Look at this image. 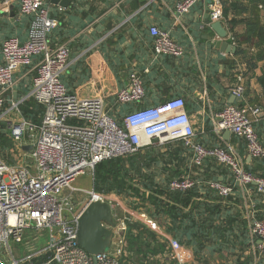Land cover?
I'll return each instance as SVG.
<instances>
[{"label": "built area", "instance_id": "built-area-1", "mask_svg": "<svg viewBox=\"0 0 264 264\" xmlns=\"http://www.w3.org/2000/svg\"><path fill=\"white\" fill-rule=\"evenodd\" d=\"M201 0H182L177 12L184 14ZM211 23L226 22L224 0H207ZM18 3L24 14H34L35 22L29 40L21 42L9 37L2 48L0 65V121H7V134L13 143L22 139L27 130L35 135L29 152L27 144L21 145L29 162L23 158L8 163L0 158V264H126L128 263V234L130 226L141 224L158 233L166 245V253L159 254L162 262L196 264L194 255L180 241L162 230L157 221L145 211L121 210L120 199L104 193L87 192L76 187L78 177L93 172L105 160L138 153L150 146H167L183 142L194 150V163L201 165L206 158L227 166L237 183L253 184L258 193H264V179L245 169V163L232 147H205L195 140L196 128L186 110L182 96L169 98L164 103L125 113L117 121L101 96L82 97L71 93L63 81L70 65L71 50L66 45L50 46L46 35L58 21L50 14L44 0H4V6ZM155 37L156 54L179 56L182 47L169 32L157 27L150 29ZM36 74L30 91L20 100L5 94L16 82L19 69L31 66ZM231 87L239 104L228 105L212 115L215 131H230L244 138L251 157L264 156L256 124L263 120L262 107L245 100L244 76L238 72ZM145 95L142 79L133 73L129 84L117 93L120 103L139 102ZM34 100L45 106L41 124L33 125L21 114V105ZM196 185L187 175L170 182L173 190L185 191ZM221 196H228L232 188L227 184L212 185ZM91 195L88 203L77 208V193ZM91 201L108 202L112 208L115 226L109 249L96 256L78 244V221L83 209ZM82 209L78 211V209ZM115 208V209H114ZM114 209V210H113ZM120 211V210H119ZM115 212V213H114ZM249 210V228L258 239L257 246L264 248V220L256 219ZM42 236L46 239L40 243Z\"/></svg>", "mask_w": 264, "mask_h": 264}, {"label": "crops", "instance_id": "crops-1", "mask_svg": "<svg viewBox=\"0 0 264 264\" xmlns=\"http://www.w3.org/2000/svg\"><path fill=\"white\" fill-rule=\"evenodd\" d=\"M180 1L182 0H70L68 6L64 7L51 0H44L51 16L58 21L57 26L46 35L48 43L52 47L66 45L71 50L70 65L63 74V81L71 93L82 97H103L110 114L117 121L127 112L157 106L169 98L182 96L196 128L195 140L211 147L230 146L246 166L255 169L259 166L257 160L260 158L248 154L243 139L240 142L232 133L226 137V131H215L211 118L226 106L239 104V99L231 91L236 71L234 66L238 63L244 70L245 100L264 110V2L253 7L252 13L235 16L238 19L250 18L251 28L246 21L235 25L227 22L234 18L233 14L228 15L227 19L225 17L224 25L228 35L221 38L212 29L207 0L197 2L184 14L177 12ZM34 22L35 15L22 13L18 3L4 6V0H0V65L3 64L2 48L5 40L17 37L21 42H26L30 38ZM152 27L169 32L182 47L183 53L179 56L156 54L155 37L150 32ZM224 41L236 46L237 50L242 49L246 57L238 55L237 51H223ZM249 57L254 60L251 67L245 65ZM38 58H35L31 66L17 71L16 82L5 96L16 101L30 91ZM133 73L142 79L145 95L139 102L120 103L117 93L129 84ZM3 123L7 125V121ZM4 128L8 137L7 128ZM256 131L264 147V118L257 123ZM8 139L10 140L9 137ZM26 148V152H29V147ZM10 150L14 153L12 148ZM156 150L160 155L154 160L150 159L154 155L151 152ZM177 151L178 159H171V154ZM191 153L184 148L182 142L143 148L139 151L142 176L151 177L161 186L166 183L170 185L173 179L178 178L177 175H171V168H177L181 172L179 177L189 175L200 185L204 178L202 170L207 162L195 164ZM214 162V166H225L217 160ZM262 170L264 171V157L261 158L260 172ZM138 177L130 180L139 189L138 195L116 193L121 201L118 210L145 211L157 221L162 230L173 236L168 230L170 220L167 215L159 220L152 217L149 207L153 206L142 195L149 197L153 191L145 188ZM230 178L235 180L233 174ZM220 180L229 182L228 177L224 179L221 176ZM236 185L241 191L242 199L238 202L234 198L227 201L230 196L220 195V201L232 206L235 212H240L248 222L249 210L255 211V218L259 211L264 213V198L260 201V206L256 202L257 198L260 199L255 197L260 194L256 188L252 190L250 185L244 186L237 182ZM232 195L235 196V193ZM163 199L169 201L166 196ZM156 235L162 243L160 235ZM255 243L259 244L257 238ZM185 246L196 257L193 248ZM165 253L166 248L159 254ZM159 254H149L148 259L155 258L158 264H175L173 261H160L157 258ZM202 263L196 260V264Z\"/></svg>", "mask_w": 264, "mask_h": 264}, {"label": "trees", "instance_id": "trees-1", "mask_svg": "<svg viewBox=\"0 0 264 264\" xmlns=\"http://www.w3.org/2000/svg\"><path fill=\"white\" fill-rule=\"evenodd\" d=\"M261 2L264 0H224V16L227 19L228 15L233 14L234 18L227 22L235 25L238 22L246 21L247 26L251 28L252 21L250 18L238 19L236 17L243 16L244 13H252L253 7ZM237 54L246 57L240 48H238ZM252 58L249 57L248 63L244 60L247 63L245 65L253 66L254 60ZM239 64L234 66L236 71L233 85L237 81L236 74L238 72L243 74L244 71ZM21 113L31 124L39 125L44 117L45 106L34 100H28L21 105ZM4 125L3 122L0 123V157L8 163H14L10 150L12 145L6 136L4 130L6 125ZM237 139L240 142L244 140L241 137ZM196 142L205 147H211ZM184 148L189 149L194 157L192 148L185 144ZM178 152L172 153L171 159H178ZM151 153L154 155L149 158L153 160L160 155L158 150ZM263 157H259L260 159L257 160L259 166L255 169L245 165L247 171L262 179H264V171L260 172V167ZM214 161L212 158H206L204 161L207 163L202 170L204 178L200 185L193 178L197 185L185 191H178L173 190L169 183L161 186L154 182L151 177L142 176V164H140L138 152L98 163L94 169V188L100 193L115 192L119 195H138L139 189L134 187L130 180L139 176L142 185L145 188H151L153 191L149 197L142 195V198L148 200L153 206V208L149 207L152 217L159 220L162 216L167 215L170 220L168 221V230L180 243L193 248L197 261H202V264H264V248L261 250L256 245V237L251 235L249 222L240 212H235L232 206L220 201L222 197L219 191L212 186L214 183L227 184L232 188V193L228 195L230 197L227 198V201L234 198V201L238 202L242 199L236 181L230 178L232 176L230 169L221 165L214 166L216 165ZM179 174L181 172L177 168H171L173 177L177 175L176 177L180 178ZM221 176L224 179L228 177L229 182L221 181ZM250 188L254 190L256 186L250 184ZM233 193L235 196L232 195ZM163 196H166L169 201H165ZM255 197L260 198H257L258 201L256 202L261 206L260 201L264 198V193L256 194ZM256 218L264 220V213L259 211L258 214L256 213ZM128 239L130 249L134 250L133 252L139 257L137 264H145L149 254H159L165 250L164 243L159 242L156 233L138 223L130 226Z\"/></svg>", "mask_w": 264, "mask_h": 264}, {"label": "water", "instance_id": "water-1", "mask_svg": "<svg viewBox=\"0 0 264 264\" xmlns=\"http://www.w3.org/2000/svg\"><path fill=\"white\" fill-rule=\"evenodd\" d=\"M49 1V0H47ZM62 6H68L70 0H51ZM212 29L221 38H226L228 30L222 21L212 23ZM223 51H237V47L227 41L222 44ZM230 131H226V137H229ZM29 149L31 145L28 146ZM108 223L115 226L116 222L113 217L112 208L108 202L91 201L82 211L78 221V244L89 254L98 255L107 251L113 238L112 228L104 225Z\"/></svg>", "mask_w": 264, "mask_h": 264}, {"label": "rangeland", "instance_id": "rangeland-1", "mask_svg": "<svg viewBox=\"0 0 264 264\" xmlns=\"http://www.w3.org/2000/svg\"><path fill=\"white\" fill-rule=\"evenodd\" d=\"M1 122H5V121L3 120V121H0V123ZM34 135H35L34 131L27 130L25 136L22 139H20L18 142L13 143L10 140V143L12 145V149H13V152H14V153H12V154L10 153V154L14 158V160L15 159L19 160V159L23 158L26 162H29L28 157L24 153L27 150V148H25V151H24L23 147L21 148V145L27 144L26 146H28L29 144H31ZM94 184H95L94 171L89 173L88 175H84V176L78 177L76 179V181L74 182V185L76 187L83 188L87 192H92L93 190L96 191L95 188H94ZM87 192L77 193L76 194V198L78 199L77 202L79 203L80 201H83V203L77 205V208L82 207V206H84V205H86L88 203L91 195L89 193H87ZM104 194L107 195L110 198H115L114 194H116V193L112 192V193H104ZM81 210H82L81 208L78 209V211H81ZM115 212L118 213V214H121V212L119 210H116ZM115 221H116V219H115ZM45 239H46V237L42 236L41 239H40V243L45 241ZM127 245H128V249H129V254H128L127 258H126V259H128L127 262L128 263L129 262L130 263H135V264L139 263L138 255H136L135 252H133L134 250L130 249L129 240H128V244ZM146 264H158V262L155 261V258H150V259H148V261H146Z\"/></svg>", "mask_w": 264, "mask_h": 264}]
</instances>
